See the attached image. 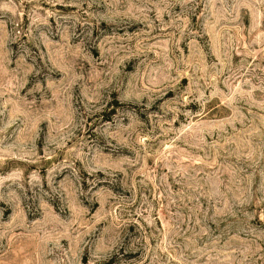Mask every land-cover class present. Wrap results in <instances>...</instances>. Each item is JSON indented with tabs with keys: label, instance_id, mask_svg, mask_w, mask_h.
Instances as JSON below:
<instances>
[{
	"label": "rangeland",
	"instance_id": "374dc122",
	"mask_svg": "<svg viewBox=\"0 0 264 264\" xmlns=\"http://www.w3.org/2000/svg\"><path fill=\"white\" fill-rule=\"evenodd\" d=\"M0 264H264V0H0Z\"/></svg>",
	"mask_w": 264,
	"mask_h": 264
}]
</instances>
